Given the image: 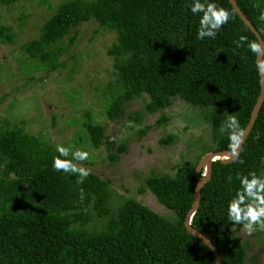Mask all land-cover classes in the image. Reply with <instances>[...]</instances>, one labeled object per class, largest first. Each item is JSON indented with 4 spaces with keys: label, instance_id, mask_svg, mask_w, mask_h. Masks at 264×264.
Returning a JSON list of instances; mask_svg holds the SVG:
<instances>
[{
    "label": "trees",
    "instance_id": "obj_1",
    "mask_svg": "<svg viewBox=\"0 0 264 264\" xmlns=\"http://www.w3.org/2000/svg\"><path fill=\"white\" fill-rule=\"evenodd\" d=\"M18 1L0 0V4ZM211 2L232 13V18L215 39L201 40L197 39L200 15L191 12L192 0H63L43 23L39 36L23 43L22 49L36 64L56 69L74 37L65 45L59 41L74 26L93 19L116 33L107 49L116 74L108 85L112 91L105 108L109 119L120 118L137 97H147V113H157L179 98L205 111L214 128L215 147L209 152L230 150L228 131L221 128L232 115L244 129L260 91L257 56L247 44L237 48L234 42L240 35L249 41L258 39L229 0ZM236 3L264 40V22L257 18L264 10V0ZM14 36L10 26L0 23V43H12ZM129 118L136 120L137 116L132 113ZM166 120L160 112L155 124ZM3 122L0 264H216L210 248L184 226L196 182L202 176V171L195 170L198 161L179 166L172 175L147 177L140 188V192L148 189L174 214L175 219L169 220L112 190L110 181L94 172L78 184L76 175L54 170L53 157L59 155L56 148L22 125L8 119ZM82 125L93 147L105 143L110 151L113 140L89 111ZM148 129L145 126L139 135ZM171 140L168 135L160 142ZM125 150V144L118 145L115 152L110 151V160L116 162ZM238 152L243 163H234L233 158L212 162L210 178L200 188L199 207L190 222L214 243L223 264H248L247 242L237 240L231 230L227 207L240 188L238 173L255 171L264 176V100Z\"/></svg>",
    "mask_w": 264,
    "mask_h": 264
},
{
    "label": "rangeland",
    "instance_id": "obj_2",
    "mask_svg": "<svg viewBox=\"0 0 264 264\" xmlns=\"http://www.w3.org/2000/svg\"><path fill=\"white\" fill-rule=\"evenodd\" d=\"M42 1L0 4V23L10 26L15 34L12 43H0V125L8 119L54 148L72 145L73 150L88 151L90 158L83 166L109 180L112 190L142 202L169 220L175 219L148 189L140 192V188L147 177L172 175L179 166L199 161L215 147L214 128L205 111L177 98L169 107L147 113V97L142 96L132 99L120 118L109 119L105 113L106 101L112 96L108 85L116 74L107 49L116 40L115 31L93 19L74 26L59 41L65 45L69 37H74L71 47L60 56L61 65L48 70L22 49L23 43L39 36L45 20L63 0ZM85 111L91 113L93 121L105 126V134L113 140L110 151L125 144L126 150L116 162L110 160L105 143L97 148L91 145L82 125ZM160 112L167 120L156 125ZM132 113L136 120L129 118ZM145 126L149 129L140 136L138 131ZM168 135L172 140L161 143ZM230 228L237 240L247 242V263L264 264V231L257 230L249 236L242 225L230 222Z\"/></svg>",
    "mask_w": 264,
    "mask_h": 264
},
{
    "label": "clouds",
    "instance_id": "obj_3",
    "mask_svg": "<svg viewBox=\"0 0 264 264\" xmlns=\"http://www.w3.org/2000/svg\"><path fill=\"white\" fill-rule=\"evenodd\" d=\"M189 7L194 15H200L197 39H215L222 26L226 25L232 18V13L211 2V0H192ZM253 7H258V5L254 4ZM257 18L264 22V10L260 12ZM234 43L237 48L247 44L249 50L258 57L256 61L258 71L264 74V47H262V43L258 40L249 41L245 35H240ZM129 126H133L131 121H129ZM221 131H228L229 149L232 153L233 162L243 163L237 148L242 143L244 129L241 128L238 119L230 115ZM73 149L74 146L72 145L67 147L57 145L56 151L59 155L53 157L52 166L56 171L76 175L78 177L77 183L83 184L84 180L91 174V170L83 166V162L89 160L90 153L80 148ZM221 158L229 159L225 155L223 157L217 156L214 160ZM237 179L240 188L228 203V219L234 224L242 225L244 231L251 236L257 230L264 231V176H258L255 171H249L247 175L238 173ZM79 191L81 199H83L84 189L80 188Z\"/></svg>",
    "mask_w": 264,
    "mask_h": 264
},
{
    "label": "water",
    "instance_id": "obj_4",
    "mask_svg": "<svg viewBox=\"0 0 264 264\" xmlns=\"http://www.w3.org/2000/svg\"><path fill=\"white\" fill-rule=\"evenodd\" d=\"M229 3L231 4V6H232L233 10L236 12V14L245 22V24L249 27V29L255 34L258 41H260L262 43V47H264V40H263L262 36L260 35L259 31L255 28V26L251 23V21L247 18V16L243 13V11L240 9L238 4L236 3V0H229ZM257 59H258V57H257ZM259 76H260V91H259L257 100H256V102L252 108L250 118H249V120H248V122L244 128L243 140L245 139V137L250 132V130H251V128L255 122V119L258 115V111H259V109L263 103V100H264V74H261L259 72ZM243 140H242V142H243ZM241 145H242V143L237 148V151H239ZM221 153H226L229 157V159H227L225 161L221 160L222 162H228L233 158L230 150H221V151L208 152L205 156L200 158V160L198 161V163L195 167L196 172L199 173L200 171H203V170L204 171H203L202 176L196 182V185L194 188L193 203H192L191 207L189 208V210L187 211V213L185 215V219H184V226H185L186 231L188 233L194 235L196 238H198L200 241H202L204 244H206L210 248L216 264H223L222 260L220 258V254H219L218 250L216 249V246L206 235H204L202 232H200L199 230L194 228L190 224V222H191V218H192L193 214L196 212V210L199 207L200 197H201L200 188H201L202 184L210 178L211 170H212V161L215 159V157H217Z\"/></svg>",
    "mask_w": 264,
    "mask_h": 264
},
{
    "label": "bare ground",
    "instance_id": "obj_5",
    "mask_svg": "<svg viewBox=\"0 0 264 264\" xmlns=\"http://www.w3.org/2000/svg\"><path fill=\"white\" fill-rule=\"evenodd\" d=\"M225 155H227V154H226V153H221V154H219L218 156L223 157V156H225ZM227 156H228V155H227ZM220 160L225 161L223 158H221Z\"/></svg>",
    "mask_w": 264,
    "mask_h": 264
}]
</instances>
